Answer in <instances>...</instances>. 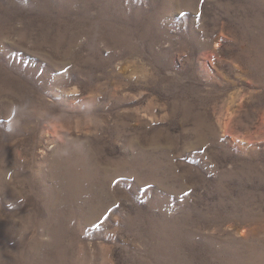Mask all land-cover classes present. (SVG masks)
Listing matches in <instances>:
<instances>
[{
  "label": "rangeland",
  "instance_id": "rangeland-1",
  "mask_svg": "<svg viewBox=\"0 0 264 264\" xmlns=\"http://www.w3.org/2000/svg\"><path fill=\"white\" fill-rule=\"evenodd\" d=\"M0 264H264V0H0Z\"/></svg>",
  "mask_w": 264,
  "mask_h": 264
},
{
  "label": "bare ground",
  "instance_id": "bare-ground-1",
  "mask_svg": "<svg viewBox=\"0 0 264 264\" xmlns=\"http://www.w3.org/2000/svg\"><path fill=\"white\" fill-rule=\"evenodd\" d=\"M244 235V234H243ZM5 243V245H6V247L10 250V246H11V244H12V240L11 241H6V242H4ZM10 256V255H9ZM6 257H8V255H6Z\"/></svg>",
  "mask_w": 264,
  "mask_h": 264
}]
</instances>
